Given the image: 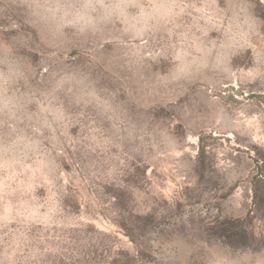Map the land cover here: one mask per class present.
Returning <instances> with one entry per match:
<instances>
[{
    "label": "rangeland",
    "instance_id": "374dc122",
    "mask_svg": "<svg viewBox=\"0 0 264 264\" xmlns=\"http://www.w3.org/2000/svg\"><path fill=\"white\" fill-rule=\"evenodd\" d=\"M151 2L162 0H129L127 12ZM175 2L183 11L147 19L139 35L117 20L96 33L66 29L54 48L29 0H0V55L10 46L28 76L14 87L44 100L74 74L103 99L115 93L123 120L117 131L65 84L52 101L68 120L55 171L31 188V159L3 167L15 138L4 130L0 186L19 175L17 191L0 188V264H264V0ZM43 135L52 148L51 130ZM90 135L106 150L93 151ZM22 204L46 219L5 221Z\"/></svg>",
    "mask_w": 264,
    "mask_h": 264
},
{
    "label": "clouds",
    "instance_id": "9594fccd",
    "mask_svg": "<svg viewBox=\"0 0 264 264\" xmlns=\"http://www.w3.org/2000/svg\"><path fill=\"white\" fill-rule=\"evenodd\" d=\"M29 6L36 18L34 23L42 43L54 48H59L69 39L66 29H72L73 35L96 33L102 31L104 25L114 24L120 20L125 23V31L133 30L139 35L144 27H147V19L167 23L174 9L180 8L183 11L184 7L175 0L173 2L162 0V2H151L147 5L138 3L135 6L141 11L133 15L127 12L131 6L129 0H29ZM137 24H142L143 27L137 28ZM183 72L184 68H181L176 74L177 77ZM21 80H28L24 59L15 56L10 46H4V54L0 55V136L6 129L7 136L12 137L15 134V138L4 148L3 167L9 169L15 163L31 159L35 166H26V169L32 172L29 188L33 186V182L39 183L40 178L55 171V157L52 153L53 148L59 146V137L56 132L60 128L67 133L68 120L64 108L54 106L52 101L57 99L54 94L65 84H73L68 91L73 94L77 103L83 101L88 105L95 101L102 113L113 122L117 131L123 123L120 115L121 106L119 103H114L116 94H112L111 100L103 99L94 88L84 82V79H77L74 74L61 76L52 91L44 96V100H37L31 91L22 92L14 87ZM33 101L39 105L36 111L29 110V105ZM45 129H50L52 132V148L44 145ZM95 131L96 129H93V132ZM88 139L94 142L89 145L93 151L96 149L104 151L109 143L101 141L95 135H90ZM9 153H12L11 159L7 158ZM18 175L19 173L15 171L9 172L3 185L0 186L4 193L17 191L12 187V181H15ZM23 183V181L18 182L20 185ZM11 207L9 205V211L4 217L5 221L19 219L21 223H27L31 220L46 219V217H37L34 212H29L26 204L16 209V215H12Z\"/></svg>",
    "mask_w": 264,
    "mask_h": 264
}]
</instances>
